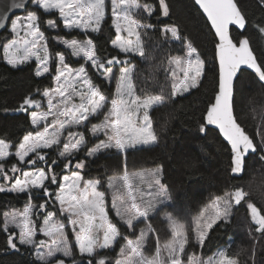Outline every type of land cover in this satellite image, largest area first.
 <instances>
[{
	"label": "snow or ice",
	"instance_id": "snow-or-ice-1",
	"mask_svg": "<svg viewBox=\"0 0 264 264\" xmlns=\"http://www.w3.org/2000/svg\"><path fill=\"white\" fill-rule=\"evenodd\" d=\"M194 2L202 9L214 30L215 57L219 64L218 91L214 102L207 107L203 117L205 123L199 126V131L204 133L207 125L218 127L230 145V172L238 175L244 171L247 155L255 153L257 146L234 115V78L241 66H247L260 82H264V64L258 63L248 37L236 39L230 34V26L244 30L247 24L235 0ZM260 2L264 4V0ZM31 3L45 14H58L62 28L69 33L71 30L98 33L105 22L106 0H31ZM110 6L111 24L115 29L111 45L119 50L122 59L118 55L102 59L91 38L52 37L56 44L63 45L68 55L62 51L53 54L49 37L42 30L40 15L32 10L11 20L9 31L12 38L2 46L3 59L12 67L34 58L37 77L51 75L50 63L55 64V74L51 77L54 86L42 92L47 110L30 112V123L39 130L25 134L15 146L14 153L10 152L13 145L0 138V179L10 183V186L0 183V192L29 194L22 210L3 213L2 229L8 233L7 245L10 249H17L18 244L37 249L34 255L39 264H66L65 259L56 258L57 254L71 258V264H83L85 259L87 264H106L107 258H97V255L100 250L111 249L122 237L118 223L134 231L136 223L149 221L172 199L162 182L161 168L130 172L125 165L122 174L107 178V186L111 190V210L117 218V222H114L109 215L107 193L100 190L104 181L84 178L81 171L85 168V160H77V170H72L71 158L87 143L86 132L73 129L84 128L97 139L101 134L105 137L88 148L86 158H95L99 153L113 149L126 153L129 149L155 145L159 139L150 111L164 104L168 97L164 95L163 89L160 94H148L146 88H138L135 82L137 69L132 60L136 57L148 59L144 37L147 30L155 27L153 23L138 19L137 15L143 13L149 18L156 16L157 20L167 17L170 14L168 0H158V7L142 0H110ZM25 7L18 0H8L0 5V26L5 25L12 10ZM45 23L50 30L58 27L54 19H48ZM159 30L165 41L182 39L175 24L163 25ZM259 31L264 33V27L259 28ZM183 47L184 55L168 56L164 66L173 98L198 87L205 71V61L187 38H184ZM68 56L82 58L85 63L73 68L67 62ZM85 64H90L94 74L101 75L104 80L110 83L115 80V90L110 100L101 87L94 83L93 75L89 74ZM41 104L42 100L33 99L29 94L16 111H28L33 106L39 108ZM101 113L103 120L89 129V120ZM53 148L59 150V158L67 161L64 169L70 174L58 176L53 167L56 160L46 168L35 167L38 161L46 160L42 150ZM12 155L19 164L14 163L6 168V158ZM260 159L264 161V154ZM20 165L33 167L25 170ZM51 185H58L55 192L50 190ZM34 191L48 199L38 205L32 203L31 193ZM248 195L243 188L237 187L221 195H213L200 208L190 228L201 248L205 246L210 230L220 222L228 223L233 206L240 205ZM50 207L52 211H48ZM247 208L255 225L254 231L264 234V214L252 202L247 203ZM163 219L170 232L168 240L161 244L152 224L146 223L135 239L123 236L125 243L120 247L115 264H239L238 259L229 256L228 247L208 258L193 252L187 254L185 261L189 224L171 213H165ZM69 228L75 238L79 258L74 257ZM37 232L47 239L37 241ZM249 234H252L251 231ZM151 235L156 236V248L149 257L144 254V248ZM255 254L253 246L252 256L255 257Z\"/></svg>",
	"mask_w": 264,
	"mask_h": 264
},
{
	"label": "trees",
	"instance_id": "trees-1",
	"mask_svg": "<svg viewBox=\"0 0 264 264\" xmlns=\"http://www.w3.org/2000/svg\"><path fill=\"white\" fill-rule=\"evenodd\" d=\"M143 1L158 7V0ZM235 1L245 15L247 24L241 31L232 27L231 35L236 39L241 36L248 37L258 63L264 64V33L259 31V28L264 27V4L260 0ZM168 3L170 14L167 17L157 20L156 16L149 18L143 13L137 15L138 19L153 23L155 27L147 30L144 37L148 59L141 60L136 57L132 60L137 69L135 82L138 88H146L148 94H160L163 89L164 95L168 97L164 104L150 111L159 138L158 143L129 149L126 153L113 149L99 153L95 158L85 157L82 173L87 178L102 179L109 175L122 174L125 165L129 171L159 165L163 172L162 181L172 197L171 201L150 218L158 230L160 240L164 232L170 235L167 226L159 217L160 213L168 212L189 224V244L186 246L185 261L187 254L195 252L205 257L220 244L227 243L229 256L238 259L239 264H264V234L254 231L255 225L252 224L247 208V203L252 202L264 214V161L260 159L264 154V83L252 72L243 69L234 84V115L257 146V151L246 157L242 175L234 177L230 172L229 145L214 128L206 126L204 133L199 131V126L205 123L203 117L207 107L213 102L218 89L214 32L193 0H168ZM29 10L38 12L42 29L47 35L54 33L65 37L84 36L81 30H71L70 33L64 30L58 14H45L31 1L23 12ZM48 19L56 21L57 29L47 28L45 22ZM171 24L178 26L182 37L180 41H165L161 35L160 27ZM114 35L115 29L112 27L111 14L108 11L102 30L90 35L102 59L117 55L122 57V54L110 45ZM10 36L7 25L0 33V45ZM184 38L197 48L205 61V71L198 87L173 98L170 95V81L166 79L164 66L168 56L184 54ZM48 42L53 54L57 51L66 52L62 45L56 44L52 36ZM67 62L73 66L83 64L82 58L76 60L70 56ZM53 66L54 63L50 64L51 75L37 77L34 60L12 67L0 58V138L16 144L32 129L30 109H16L25 96L31 94L33 99L41 98V91L53 86ZM86 67L90 68L89 64H86ZM116 71L118 72V68ZM89 74L93 75L94 83L101 87L110 100L115 80L110 83L100 75H95L92 69ZM237 187L243 188L249 195L240 205L233 206L232 215L235 216L231 215L228 223L220 222L210 230L205 246L201 248L191 234L193 217L213 195H221L226 190H234ZM28 199V193L0 192V264H39L27 246L19 245L15 250L10 249L7 245L8 234L2 229L4 211L13 206L24 207ZM151 242L152 239H149L147 246H150ZM253 246L255 257L252 256ZM107 251L110 250H101L99 254H108ZM73 253L74 257L79 258L76 249ZM57 258H63L66 264H71V258ZM83 264H87L86 259Z\"/></svg>",
	"mask_w": 264,
	"mask_h": 264
},
{
	"label": "rangeland",
	"instance_id": "rangeland-1",
	"mask_svg": "<svg viewBox=\"0 0 264 264\" xmlns=\"http://www.w3.org/2000/svg\"><path fill=\"white\" fill-rule=\"evenodd\" d=\"M142 2H145V1L142 0ZM106 5H107V8H106V14H107L108 11H109L110 14H111L110 0H106ZM26 13H27V12H22V13H18V14L13 15V16L10 18V20H9L8 28H10V24H11V20H12V19H14V18H15L16 16H18V15H25ZM42 30H43V29H42ZM43 31H44V30H43ZM45 34H46V32H45ZM91 34H93V33H84V36L81 37V38H80V37H65V36H62V37H65V38H68V39H71V38H77V39H81V40H83V39H85V38H90V35H91ZM46 36H48L49 38H51V36H52V37H56V36H58V35H56V34L53 33V34H49V35L46 34ZM60 36H61V35H60ZM11 38H12V37L10 36L7 40H5V41L2 42V45H0V58H3V47H2L3 44H5V43H7L9 40H11ZM114 38H115V35L113 36L112 39H114ZM54 41H55V40H54ZM110 45H111V41H110ZM62 46H63V45H62ZM111 47H112V45H111ZM112 48H113V47H112ZM113 49H114V48H113ZM114 50H116V52H119L118 49H114ZM177 55L183 56L184 54H173V55H171V56H177ZM122 57H123V56H122ZM73 58H75V57H73ZM77 59H78V58H76V60H77ZM32 60L35 61L34 58H33ZM35 62H36V61H35ZM84 63H85V62L83 61V64H84ZM50 64H53V63H50ZM69 64H70V63H69ZM18 66H20V65H18ZM70 66L73 67V68H76V67H79L80 65L73 66V65L70 64ZM85 66H86V64H85ZM89 66H90V64H89ZM53 67H54V69H55V64H54ZM35 69H36V68H35ZM90 70H91V67L88 68V71H90ZM118 71H119V68H118ZM117 73H118V72H117ZM100 76H101V75H100ZM101 77H102V76H101ZM53 86H54V85H53ZM53 86H52V87H53ZM50 88H51V87H50ZM114 90H115V86H114L113 92H114ZM42 92H43V91H41V96H42ZM38 99H40V100L42 99V104H41V106H40L39 108L33 106V108L30 109V111H29V116H30V112H31V111H37V110L46 111V110H47V103H46V100H44L43 97L38 98ZM104 111L106 112V111H107V108H105ZM50 119H51V118H50ZM102 120H103V113H101L100 115H98V116L95 117V118H91V119L89 120V122H88V128L90 129L92 125H94V124H98V123H100V121H102ZM36 130H39V129L34 128V127L32 126V129H31L29 132H34V131H36ZM73 130L85 131V132H86V140H87L86 146H85V147H84L79 153H77L74 157L71 158V162H72V170H77V169H75V164H76L77 160H84L85 157H86L85 154H86L88 148L93 147V146L98 142V139L102 140V139H105V137H104L102 134L99 135L98 139L95 138V137H92L91 133H90V132H87V130L84 129V128H78V129H73ZM29 132H28V133H29ZM26 134H27V133H26ZM22 138H23V137H22ZM21 140H22V139H21ZM21 140H20L18 143H16V144H13V143H11L10 141L6 140V141L10 142V143L13 145V147L10 148V152H12V153L15 152V146H17V145L21 142ZM60 147H62V145H61ZM42 151H43V153L46 154V160H44V161H38L37 164L35 165V167H37V168H39V167H45V168H46V166H47L48 164H51L53 160H56L57 163H56L53 167H54V171L58 174V176H63V175H65V174H70V172H69L68 170L64 169V163H66L67 161H66L64 158H59V150H58L57 148L46 149V150H42ZM30 156H31V154H30ZM26 159H28V158H26ZM61 160H63V163H61ZM14 163H15V164H19L17 158H16L14 155H12V156L6 158V161H5L6 168H10L11 165L14 164ZM20 166H21L22 168H24L25 170H29V169H31V168L33 167V166H31V165H20ZM155 168H160V166L158 165V166H152V167H147V168H140V169H135V170H131V171H138V170H141V169H155ZM61 171H62V172H61ZM131 171H130V172H131ZM9 174L12 175V176H15V175H16V174H14V173H9ZM81 174L83 175L82 171H81ZM83 176H84V175H83ZM110 176H115V175H109V176H106V177H104V178L101 179L102 181H104V186H103L100 190H102V191H106V193H107V206H108V208H109V210H110V211H109V215H110L111 218H113L114 222H117V218L115 217V212L111 210V194H110L111 190H109V189H108V186H107V178L110 177ZM84 178H85V179H97V178H95V177H94V178H87V177H85V176H84ZM98 179H99V178H98ZM162 182H163V181H162ZM0 183H4L6 186H10V183H9V182H4V181H2V179H0ZM57 188H58V185H51V189H50V190H51L52 192H55V190H56ZM31 197H32V203L37 204V205H38L42 200L48 199L47 197H43L41 193L36 192V191H34V192L31 193ZM33 198H34V199H33ZM22 209H23V207L13 206V207L8 208L6 211L10 212V211H12V210H22ZM52 210H53L52 207L48 208V211H52ZM6 211H4V212H6ZM165 213H168V212H162V213H160V214H159V217H160L161 221H163V223H164V224L167 226V228H168L167 222L163 219V216H164ZM39 219L42 220V217H39ZM146 223H151L152 226H153V228L156 230V235H158V230H157L156 227H154L153 222H152L151 219H150L149 221H147V222H143V221H141V222L136 223V226H135L134 231H133V230H129V229L127 228L126 225H125V226H121V225L118 223V227H120V231H121V233H122V237L118 239V241L114 244V246H113L111 249H106V250H110V251H107V252H106V253H108V254H104V255H103V254H99L100 251H101V250H100V251L98 252L97 258H99V257H106V258H107V259H106V264H115V261H116V259L118 258V254H119V251H120V247H121L122 245H124V243H125V240L123 239V236H128L130 239H135L136 235H139L140 230L146 226ZM15 231L18 232V229H15ZM68 232H69V241H70V244H71V246H72V250L76 249V250L78 251V249L75 247V238H74V236H72V234H71V229H70V228L68 229ZM7 234H8V233H7ZM164 236H165V237H164ZM164 236H163V238L160 240V243H161V244H163L166 240H168V239L170 238V235H169L168 233H165V232H164ZM35 239H36L37 241H39V240H44V239H47V238L44 237V235H43L42 233L37 232V235H36ZM149 239H152V242H151V245H150V246H147V244H148V241H147L146 246H145V248H144V254H145L146 256H149V257H150V256H152V255L154 254V252H155V248H156V236H155V235H151ZM18 246H19V244H18ZM24 246H25V245H24ZM27 247L31 250V252H32V254H33V257L35 258L34 253L36 252L37 249H35L34 247H31V246H27ZM226 247H227V243H222V244H220L218 247H216V249H215L211 254H209L208 256H205L204 258L211 257V256H213V254L216 253L218 250L223 249V248H226ZM78 253H79V252H78ZM110 255H111L112 257H111ZM57 257H62V255H61V254H57ZM57 257H56V258H57ZM35 259H36V258H35Z\"/></svg>",
	"mask_w": 264,
	"mask_h": 264
},
{
	"label": "water",
	"instance_id": "water-1",
	"mask_svg": "<svg viewBox=\"0 0 264 264\" xmlns=\"http://www.w3.org/2000/svg\"><path fill=\"white\" fill-rule=\"evenodd\" d=\"M31 0H18V2H21V3H24L26 6L28 5V3L30 2ZM194 1V0H193ZM8 2V0H0V5H3V4H5V3H7ZM236 2V1H235ZM195 3V2H194ZM198 8H199V6L198 5H196ZM238 6V5H237ZM26 8V7H25ZM25 8L24 9H14V10H12V12L11 13H9V17L7 18V20L5 21V25L4 26H0V33L7 27V25H8V23H9V20H10V18L13 16V15H15V14H18V13H22L24 10H25ZM239 8V7H238ZM200 9V8H199ZM200 11L202 12V14H203V11H202V9H200ZM241 11V10H240ZM204 16H205V18H206V15L205 14H203ZM207 19V18H206ZM209 24H210V22H209ZM232 27H234V28H236L237 30H240V29H238V27L237 26H230V30H231V28ZM241 31V30H240ZM213 32H214V30H213ZM230 34H231V31H230ZM254 55H255V53H254ZM123 57H121L120 59H122ZM216 61H217V65H218V78H219V64H218V60L216 59ZM243 69H245V70H248V71H250V72H252L255 76H256V74L254 73V71L253 70H251V69H249V68H247V66H241V70H243ZM240 70V71H241ZM240 71L238 72V74L240 73ZM238 74H237V76H238ZM237 76L234 78V84H235V81H236V78H237ZM257 77V76H256ZM257 79H258V77H257ZM259 80V79H258ZM264 83V82H263ZM217 91H218V89H217ZM213 102H214V100H213ZM206 114V113H205ZM238 122V121H237ZM207 126H209V127H211V128H214V129H216L218 132H219V129H218V127L217 126H215V125H207ZM219 134H220V132H219ZM248 134V133H247ZM249 135V134H248ZM220 136L223 138V140L228 144V142L224 139V137L222 136V134H220ZM250 136V135H249ZM254 142V141H253ZM254 144H255V142H254ZM229 145V144H228ZM229 148H230V145H229ZM251 153V152H250ZM249 153V154H250ZM248 154V155H249ZM247 155V156H248ZM243 173V172H242ZM242 173L241 174H238V175H236V174H232V176H234V177H239V176H241L242 175Z\"/></svg>",
	"mask_w": 264,
	"mask_h": 264
},
{
	"label": "bare ground",
	"instance_id": "bare-ground-1",
	"mask_svg": "<svg viewBox=\"0 0 264 264\" xmlns=\"http://www.w3.org/2000/svg\"><path fill=\"white\" fill-rule=\"evenodd\" d=\"M242 210H243V209H242ZM246 211H247V210H246ZM248 211H249V210H248ZM232 216H233V215H232ZM234 216H235V215H234ZM234 216H233V217H234ZM247 220H248V219H247ZM247 222H249V221H247ZM247 224H248V223H247Z\"/></svg>",
	"mask_w": 264,
	"mask_h": 264
}]
</instances>
